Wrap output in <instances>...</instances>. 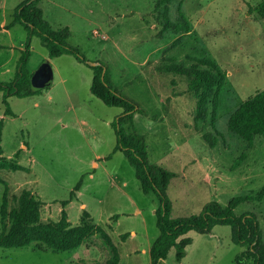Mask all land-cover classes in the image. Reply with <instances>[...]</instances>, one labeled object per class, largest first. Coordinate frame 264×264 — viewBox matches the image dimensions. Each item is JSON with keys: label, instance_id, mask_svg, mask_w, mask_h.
I'll use <instances>...</instances> for the list:
<instances>
[{"label": "rangeland", "instance_id": "rangeland-1", "mask_svg": "<svg viewBox=\"0 0 264 264\" xmlns=\"http://www.w3.org/2000/svg\"><path fill=\"white\" fill-rule=\"evenodd\" d=\"M22 1L0 0V81L13 80L24 48L25 28L7 27ZM260 1L174 0L167 14L172 21L179 12L187 18L185 34L157 23L154 0L37 2L53 29H69L66 43L87 63L103 64L111 86L138 104L134 128L145 137L149 161L175 174L166 190L173 217L196 214L211 200L225 205L232 196L254 195L264 184V135L245 141L227 129L230 112L264 88V20L253 10ZM29 51L30 72L48 60L53 79L37 94L9 96L12 115L5 114L0 92V156L28 168L0 170V204L4 190L12 205V197L26 189L42 201V221L59 220L64 208L67 220L77 225L86 210L110 235L117 264H151L159 203L152 192L141 191L123 152H113L112 122L122 108L107 106L90 92L92 69L73 55L49 57L36 35ZM203 56L226 72V83L216 108L209 106L206 117L196 120L186 78L160 68L188 66ZM235 213H252L264 240V198L240 203ZM187 236L192 242L181 262L171 249L158 264H234L248 247L232 241L229 225ZM112 256L97 231L69 251L39 243L0 247V264H110Z\"/></svg>", "mask_w": 264, "mask_h": 264}, {"label": "trees", "instance_id": "trees-1", "mask_svg": "<svg viewBox=\"0 0 264 264\" xmlns=\"http://www.w3.org/2000/svg\"><path fill=\"white\" fill-rule=\"evenodd\" d=\"M174 0H154V10L157 11V23L164 30L185 34L190 31L187 18L179 12V18L172 21L168 17L167 6ZM38 0H23L13 11L12 21L7 24L22 25L26 30L24 48L16 61L14 78L11 81H0L2 103L5 114L12 115L8 103L9 96L19 98L39 93L31 87L32 72L27 67L30 53L31 37L36 35L42 46L47 49L49 57L63 54L73 55L78 61L86 63L92 69L90 92L105 105L121 107L122 113L112 122L116 136L113 152L121 150L134 169V174L140 184V189L147 194L152 192L159 206L155 211L158 235L149 248L151 264H158L167 257L171 249L174 258L181 262L186 256V249L192 242L187 233L191 230L207 233L214 225H229L231 239L236 244L248 245L246 251L235 257L234 264H245L246 259H252L253 264H264V240L258 226V221L252 213L236 215V207L245 201H260L264 198V184L254 195L232 196L225 205L216 200L208 201L196 214L188 216L171 215L172 203L166 190L174 172L148 159L147 146L143 134L134 128L133 117L141 111L132 99L120 94L109 82L108 70L103 64H89L75 47L66 43L70 32L67 27L53 29L43 18V12L37 6ZM253 10L264 20V0L253 7ZM188 66L173 64L162 66L161 71L177 72L187 80V91L196 99V120L206 117L208 107L216 108L219 102L220 90L226 83V72L211 58L200 57L191 59ZM1 124V120H0ZM227 129L245 141H251L254 136L264 135V88L256 91L243 100L227 118ZM18 156V152L15 153ZM22 170L28 168L14 159L0 156V170ZM79 183L75 186V190ZM11 205L8 193L4 190L0 204V247H24L39 243L54 251H69L77 248L87 237L97 231L111 248L113 261L117 264L119 254L110 235L101 225L96 224L87 211L82 212L79 223L71 225L67 220L64 208L60 211L57 221H42L40 208L42 201L31 191L22 190L13 196ZM67 201H63L66 204ZM93 264V263H92Z\"/></svg>", "mask_w": 264, "mask_h": 264}, {"label": "water", "instance_id": "water-1", "mask_svg": "<svg viewBox=\"0 0 264 264\" xmlns=\"http://www.w3.org/2000/svg\"><path fill=\"white\" fill-rule=\"evenodd\" d=\"M95 64V63H92ZM53 79L52 67L48 60H45L31 75L30 83L34 90H40L50 85Z\"/></svg>", "mask_w": 264, "mask_h": 264}, {"label": "crops", "instance_id": "crops-1", "mask_svg": "<svg viewBox=\"0 0 264 264\" xmlns=\"http://www.w3.org/2000/svg\"><path fill=\"white\" fill-rule=\"evenodd\" d=\"M3 27V26H2ZM4 28V27H3ZM7 28V27H6ZM13 113V112H12ZM76 197V195H74ZM81 207L83 208L82 210H84V205H81ZM86 211V210H85ZM133 234V232H132Z\"/></svg>", "mask_w": 264, "mask_h": 264}]
</instances>
